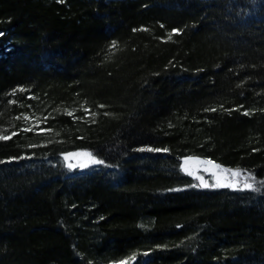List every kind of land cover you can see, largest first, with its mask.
Masks as SVG:
<instances>
[{
    "label": "trees",
    "instance_id": "16d2710c",
    "mask_svg": "<svg viewBox=\"0 0 264 264\" xmlns=\"http://www.w3.org/2000/svg\"><path fill=\"white\" fill-rule=\"evenodd\" d=\"M0 134V264H264V0H0Z\"/></svg>",
    "mask_w": 264,
    "mask_h": 264
},
{
    "label": "rangeland",
    "instance_id": "374dc122",
    "mask_svg": "<svg viewBox=\"0 0 264 264\" xmlns=\"http://www.w3.org/2000/svg\"><path fill=\"white\" fill-rule=\"evenodd\" d=\"M89 160V157L83 155L71 156V158L67 160V165L69 166V164H71L75 165L74 167L79 168L83 167L82 165L89 163ZM197 161L201 160H192L187 165H183V167L187 174L191 173L189 175L193 178V181L195 180V183L201 187H204L205 183L208 185H210V183L214 185L217 182V179H220L222 182L233 183V188L235 186L244 187L246 182L251 184V182H249L250 177H241L240 175L233 177L230 172L222 171L224 170L223 168H213L211 164L197 163Z\"/></svg>",
    "mask_w": 264,
    "mask_h": 264
},
{
    "label": "snow or ice",
    "instance_id": "6c2138e0",
    "mask_svg": "<svg viewBox=\"0 0 264 264\" xmlns=\"http://www.w3.org/2000/svg\"><path fill=\"white\" fill-rule=\"evenodd\" d=\"M173 32H177V30H173ZM171 38V37H169ZM20 91H23V89H20ZM101 107H103V105H101ZM213 111H215V109H212ZM71 115V113H69ZM246 115L248 113H245ZM92 115H95V113H93ZM25 120L28 119L27 116H24L23 117ZM17 119H19V117H17ZM31 129L30 128H26L24 129V131H30ZM12 135H15V133H13ZM12 137L9 136V135H6V134H0V140H8V139H11ZM141 151H143L144 149H140ZM148 151H152L153 149H147ZM156 151H159V149H157ZM79 155H83V156H87L89 157V159H91L92 163H101L102 161H99V160H96L91 153H70V154H67L65 156V160H68L71 156H79ZM196 158H185V161H184V165H187L189 163L190 160H195ZM197 163H205V164H211L213 168H217L219 169L220 166L219 165H216L214 164L212 161H197ZM75 165H71L69 164V167H74ZM84 167H86L87 165H82ZM183 167V165H182ZM222 171H227V172H230L231 173V176L233 177H237L240 175V171L239 170H231V169H227V170H222ZM191 174V173H189ZM202 179V178H201ZM209 185L207 183L204 184V187H208ZM213 187H233L234 184L233 183H227V182H222L220 179H217V182L212 185ZM244 188H252V184H249V183H245L244 184Z\"/></svg>",
    "mask_w": 264,
    "mask_h": 264
},
{
    "label": "water",
    "instance_id": "95a60500",
    "mask_svg": "<svg viewBox=\"0 0 264 264\" xmlns=\"http://www.w3.org/2000/svg\"><path fill=\"white\" fill-rule=\"evenodd\" d=\"M183 161H185V158L183 159Z\"/></svg>",
    "mask_w": 264,
    "mask_h": 264
}]
</instances>
